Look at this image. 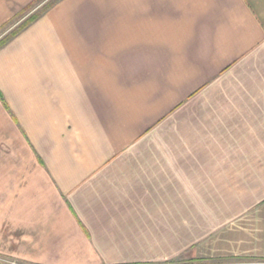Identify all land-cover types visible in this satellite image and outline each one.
<instances>
[{
	"label": "crops",
	"instance_id": "0c3cea01",
	"mask_svg": "<svg viewBox=\"0 0 264 264\" xmlns=\"http://www.w3.org/2000/svg\"><path fill=\"white\" fill-rule=\"evenodd\" d=\"M81 1L0 49V264L264 261V0Z\"/></svg>",
	"mask_w": 264,
	"mask_h": 264
},
{
	"label": "rangeland",
	"instance_id": "374dc122",
	"mask_svg": "<svg viewBox=\"0 0 264 264\" xmlns=\"http://www.w3.org/2000/svg\"><path fill=\"white\" fill-rule=\"evenodd\" d=\"M60 1L61 0H11L12 12H9V16L0 23V41L2 42L6 37H8L12 33V31L19 29V27L30 15L36 13L39 14L40 17ZM81 2V5H88L89 3L88 0H82ZM23 29L19 30L16 34L21 32ZM16 34L14 36H16ZM14 36H12L7 42L2 44L0 46V49L5 46ZM238 263L263 264L264 261L254 259L239 260Z\"/></svg>",
	"mask_w": 264,
	"mask_h": 264
},
{
	"label": "trees",
	"instance_id": "16d2710c",
	"mask_svg": "<svg viewBox=\"0 0 264 264\" xmlns=\"http://www.w3.org/2000/svg\"><path fill=\"white\" fill-rule=\"evenodd\" d=\"M39 17V14H36V13H34V14H32V15H30L24 22H23V24L19 27V29H17V30H15V31H12V33L8 36V37H6L1 43H0V46L2 45V44H4L5 42H7L12 36H14L19 30H21V29H23V28H25L28 24H30L31 22H33L34 20H36L37 18Z\"/></svg>",
	"mask_w": 264,
	"mask_h": 264
}]
</instances>
